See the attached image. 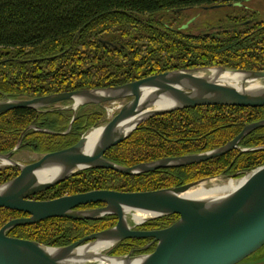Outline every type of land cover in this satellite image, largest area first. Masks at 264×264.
Masks as SVG:
<instances>
[{
    "label": "trees",
    "instance_id": "1",
    "mask_svg": "<svg viewBox=\"0 0 264 264\" xmlns=\"http://www.w3.org/2000/svg\"><path fill=\"white\" fill-rule=\"evenodd\" d=\"M249 0H222L239 5ZM215 0H0V100L32 99L82 89L117 86L171 70L225 66L264 71V20L252 15L235 19L230 30L191 34L152 22L167 12L212 7ZM147 18V20L142 19ZM49 112L17 109L0 114V154L15 145L33 125L64 132L72 117L68 103ZM104 108L82 106L68 134L48 135L27 131L21 148L41 155L74 145L92 127L103 123ZM264 119V107L201 106L148 119L104 158L124 167L166 157H179L223 146L247 124ZM240 148L264 147V128L240 142ZM264 166V149L234 150L210 161L182 168L161 169L126 176L106 169L80 171L68 180L31 199L45 201L94 190L145 192L177 187L204 178H240ZM13 167L0 169V184L14 178ZM101 204L78 209L96 208ZM27 215L0 209V228ZM178 219L171 215L147 222L139 230H156ZM117 219L95 221L50 218L19 226L9 237L49 247L70 245L106 230ZM150 239H128L108 254L121 256L141 250ZM154 246L145 253H150ZM137 254V253H135Z\"/></svg>",
    "mask_w": 264,
    "mask_h": 264
},
{
    "label": "water",
    "instance_id": "2",
    "mask_svg": "<svg viewBox=\"0 0 264 264\" xmlns=\"http://www.w3.org/2000/svg\"><path fill=\"white\" fill-rule=\"evenodd\" d=\"M117 100L126 102L110 120L92 127L74 145L44 154L29 164L13 159L27 131L66 135L78 108L102 106ZM66 102L69 104L60 109H70L72 117L64 132L31 125L20 134L10 151L0 154L1 165L18 170L14 178L0 184V209L27 215L12 219L0 228V264H237L264 246V166L242 177L250 175L237 189L205 198H189L185 194L201 184L208 187L213 181L237 180L217 176L154 191L94 190L45 201L31 199L91 168L139 176L204 163L234 150H263L264 147L242 149L239 144L253 131L264 128V119L247 124L232 140L206 152L166 157L131 167L104 158L107 150L125 141L139 125L156 116L201 106L264 107V71L225 66L171 70L117 86L32 99H2L0 114L17 109L49 112L50 107ZM94 130H99V136L87 147L88 136ZM95 204L102 206L78 209ZM171 215L178 219L166 228L138 229L147 222ZM107 216L117 219L113 227L63 247H49L7 235L16 227L50 218L95 221ZM128 239L151 241L141 250L126 255L108 254L111 248ZM151 246L153 251L145 253Z\"/></svg>",
    "mask_w": 264,
    "mask_h": 264
},
{
    "label": "rangeland",
    "instance_id": "3",
    "mask_svg": "<svg viewBox=\"0 0 264 264\" xmlns=\"http://www.w3.org/2000/svg\"><path fill=\"white\" fill-rule=\"evenodd\" d=\"M215 2V5L212 7L190 8L181 12H167L156 15L150 18V20L152 22H159L165 26L180 28L196 35L230 30L236 24L234 20L245 15H252L264 20V0H249L239 5L228 6L222 0H215ZM142 20H147V18H143ZM125 102L124 100H118L114 103L107 102L102 107L105 109L114 108L116 110L118 106L122 107ZM105 120L106 117L104 115L102 121L105 122ZM41 156V154L25 149L18 152L13 159L21 164H29L38 160ZM5 167L0 164V169ZM241 178H235V180ZM237 264H264V246Z\"/></svg>",
    "mask_w": 264,
    "mask_h": 264
},
{
    "label": "bare ground",
    "instance_id": "4",
    "mask_svg": "<svg viewBox=\"0 0 264 264\" xmlns=\"http://www.w3.org/2000/svg\"><path fill=\"white\" fill-rule=\"evenodd\" d=\"M98 136H99V130L92 131L87 139V147L92 146V144L95 142ZM249 177L250 175L237 181H213L209 184L208 187L205 184H201L198 188L186 193L185 196L189 198H205V197L227 194L237 189L243 183H245ZM140 216H144V215L142 214ZM99 264H103V263L101 262Z\"/></svg>",
    "mask_w": 264,
    "mask_h": 264
},
{
    "label": "built area",
    "instance_id": "5",
    "mask_svg": "<svg viewBox=\"0 0 264 264\" xmlns=\"http://www.w3.org/2000/svg\"><path fill=\"white\" fill-rule=\"evenodd\" d=\"M118 101V100H117ZM114 102H116V101H112L111 103H114ZM121 109V106H118L117 108H116V110L114 109V108H110V109H105L104 108V115H105V117H106V120H105V122L106 121H108V120H110L119 110ZM115 110V111H114ZM117 111V112H116ZM116 112V113H115Z\"/></svg>",
    "mask_w": 264,
    "mask_h": 264
},
{
    "label": "flooded vegetation",
    "instance_id": "6",
    "mask_svg": "<svg viewBox=\"0 0 264 264\" xmlns=\"http://www.w3.org/2000/svg\"><path fill=\"white\" fill-rule=\"evenodd\" d=\"M68 104H69V103H68ZM53 107H57V105H55V106H53ZM16 143H17V142H16ZM24 150H25V149H22V148L20 147V149H19L18 152H21V151H24ZM26 150H27V149H26ZM18 152H17V153H18ZM17 153H16V154H17ZM16 154H15V155H16ZM15 155H14V156H15ZM6 167H8V166H6ZM2 169H3V168H2ZM16 170H17V169H16ZM17 172H18V170H17ZM17 174H18V173H17ZM101 206H102V205H101ZM86 209H91V208H86Z\"/></svg>",
    "mask_w": 264,
    "mask_h": 264
}]
</instances>
